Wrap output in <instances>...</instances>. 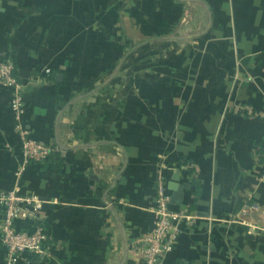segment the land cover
I'll return each mask as SVG.
<instances>
[{"label": "crops", "instance_id": "crops-1", "mask_svg": "<svg viewBox=\"0 0 264 264\" xmlns=\"http://www.w3.org/2000/svg\"><path fill=\"white\" fill-rule=\"evenodd\" d=\"M6 59L58 152L24 162L0 86V195L45 201L52 253L0 264H143L160 177L195 215L161 264H264V0H0Z\"/></svg>", "mask_w": 264, "mask_h": 264}, {"label": "built area", "instance_id": "built-area-1", "mask_svg": "<svg viewBox=\"0 0 264 264\" xmlns=\"http://www.w3.org/2000/svg\"><path fill=\"white\" fill-rule=\"evenodd\" d=\"M46 71L50 72V68ZM0 86L11 90L10 107L17 119L16 130L24 162L27 164L56 159L57 146L33 138L24 124L25 85L16 75L15 64L10 59L0 64ZM157 191L156 225L153 231L142 239L140 245L143 264H161L164 256L175 248L182 224H189L195 218V215L189 212L171 208V196L166 191L162 177L158 180ZM0 202L4 207V218H0V235L9 259L13 261L15 256L25 252L42 258L50 257L52 255L50 235L41 214L45 201L36 194H22L17 189H12L0 195ZM259 211V203L251 202L244 206L241 213L250 215ZM28 218L34 220L33 230L18 229L17 222Z\"/></svg>", "mask_w": 264, "mask_h": 264}, {"label": "water", "instance_id": "water-1", "mask_svg": "<svg viewBox=\"0 0 264 264\" xmlns=\"http://www.w3.org/2000/svg\"><path fill=\"white\" fill-rule=\"evenodd\" d=\"M183 196V187L178 186V189L173 193L172 201L174 203H181Z\"/></svg>", "mask_w": 264, "mask_h": 264}]
</instances>
